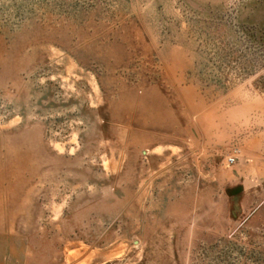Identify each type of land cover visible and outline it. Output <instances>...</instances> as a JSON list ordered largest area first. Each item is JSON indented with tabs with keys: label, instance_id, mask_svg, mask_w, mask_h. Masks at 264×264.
I'll return each instance as SVG.
<instances>
[{
	"label": "rangeland",
	"instance_id": "obj_1",
	"mask_svg": "<svg viewBox=\"0 0 264 264\" xmlns=\"http://www.w3.org/2000/svg\"><path fill=\"white\" fill-rule=\"evenodd\" d=\"M0 264H264V0H0Z\"/></svg>",
	"mask_w": 264,
	"mask_h": 264
},
{
	"label": "built area",
	"instance_id": "obj_2",
	"mask_svg": "<svg viewBox=\"0 0 264 264\" xmlns=\"http://www.w3.org/2000/svg\"><path fill=\"white\" fill-rule=\"evenodd\" d=\"M229 161H230V162H234V158H230Z\"/></svg>",
	"mask_w": 264,
	"mask_h": 264
}]
</instances>
